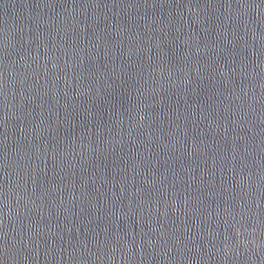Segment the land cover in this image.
Wrapping results in <instances>:
<instances>
[{
  "label": "water",
  "instance_id": "water-1",
  "mask_svg": "<svg viewBox=\"0 0 264 264\" xmlns=\"http://www.w3.org/2000/svg\"><path fill=\"white\" fill-rule=\"evenodd\" d=\"M0 264H264V0H0Z\"/></svg>",
  "mask_w": 264,
  "mask_h": 264
}]
</instances>
